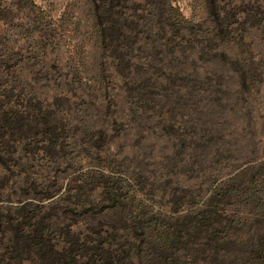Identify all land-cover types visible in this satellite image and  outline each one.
Masks as SVG:
<instances>
[{
    "label": "trees",
    "instance_id": "obj_1",
    "mask_svg": "<svg viewBox=\"0 0 264 264\" xmlns=\"http://www.w3.org/2000/svg\"><path fill=\"white\" fill-rule=\"evenodd\" d=\"M91 1L82 55L4 8L0 264H264V0Z\"/></svg>",
    "mask_w": 264,
    "mask_h": 264
},
{
    "label": "rangeland",
    "instance_id": "obj_2",
    "mask_svg": "<svg viewBox=\"0 0 264 264\" xmlns=\"http://www.w3.org/2000/svg\"><path fill=\"white\" fill-rule=\"evenodd\" d=\"M182 13L189 19L204 20L209 18L211 0H175ZM12 5L16 17H21L22 22L32 24L43 21L45 27L61 26L65 50H77L81 53H93L91 40H95L96 10L91 0H0V32H11L12 16L5 15V6ZM5 15V16H4ZM26 19V20H25ZM17 21V20H16ZM13 24L18 25L19 23ZM19 22H21L19 20ZM25 29L15 28V31ZM257 76L251 84L252 99L243 101L242 112H250L254 118L256 130L260 136L257 141L262 145L264 137V46L256 52ZM90 62V61H88ZM247 94V93H246ZM264 178L261 177L260 181ZM264 183V182H263ZM262 183V184H263Z\"/></svg>",
    "mask_w": 264,
    "mask_h": 264
}]
</instances>
